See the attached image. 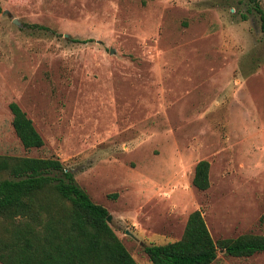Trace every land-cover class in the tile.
<instances>
[{"label": "rangeland", "instance_id": "1", "mask_svg": "<svg viewBox=\"0 0 264 264\" xmlns=\"http://www.w3.org/2000/svg\"><path fill=\"white\" fill-rule=\"evenodd\" d=\"M0 3V155L60 159L139 264L197 209L216 240L264 236V0ZM13 101L44 146L23 145Z\"/></svg>", "mask_w": 264, "mask_h": 264}, {"label": "trees", "instance_id": "2", "mask_svg": "<svg viewBox=\"0 0 264 264\" xmlns=\"http://www.w3.org/2000/svg\"><path fill=\"white\" fill-rule=\"evenodd\" d=\"M3 7L0 3V13ZM264 30V9L257 4ZM13 127L23 145L44 146L34 121L16 101ZM210 161L200 160L193 184L210 187ZM0 261L3 264H139L73 170L53 157L0 155ZM223 249L244 257L264 251V236L216 240L203 211L189 217L182 238L145 245L153 264H212Z\"/></svg>", "mask_w": 264, "mask_h": 264}, {"label": "water", "instance_id": "3", "mask_svg": "<svg viewBox=\"0 0 264 264\" xmlns=\"http://www.w3.org/2000/svg\"><path fill=\"white\" fill-rule=\"evenodd\" d=\"M111 221H112V215L109 214V216H108V222L111 224Z\"/></svg>", "mask_w": 264, "mask_h": 264}]
</instances>
